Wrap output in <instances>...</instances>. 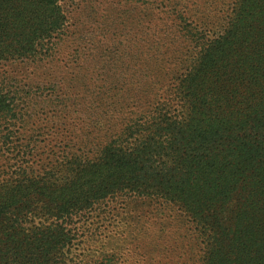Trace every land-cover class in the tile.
Segmentation results:
<instances>
[{"label": "trees", "instance_id": "1", "mask_svg": "<svg viewBox=\"0 0 264 264\" xmlns=\"http://www.w3.org/2000/svg\"><path fill=\"white\" fill-rule=\"evenodd\" d=\"M62 2L0 0V65L50 53L68 21ZM263 33L264 0H235L198 66L143 99L107 104L111 127L93 147L37 170L12 163L0 181V264H66L73 217L118 198L190 219L205 244L202 264H264ZM16 114L0 80V122Z\"/></svg>", "mask_w": 264, "mask_h": 264}, {"label": "rangeland", "instance_id": "2", "mask_svg": "<svg viewBox=\"0 0 264 264\" xmlns=\"http://www.w3.org/2000/svg\"><path fill=\"white\" fill-rule=\"evenodd\" d=\"M234 2L63 0L68 21L50 53L0 65L17 111L0 122V181L15 161L37 170L93 147L111 127L107 104L152 94L147 88L165 87L175 71L198 66ZM120 201L73 217L64 263L90 264L117 252L122 264H202L205 244L190 219L158 202Z\"/></svg>", "mask_w": 264, "mask_h": 264}]
</instances>
